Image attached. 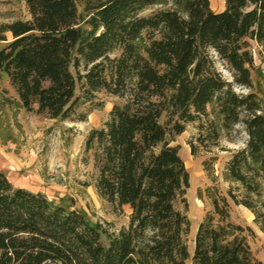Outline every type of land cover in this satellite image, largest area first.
<instances>
[{
    "label": "trees",
    "instance_id": "obj_1",
    "mask_svg": "<svg viewBox=\"0 0 264 264\" xmlns=\"http://www.w3.org/2000/svg\"><path fill=\"white\" fill-rule=\"evenodd\" d=\"M25 1L30 18L0 24V79L8 75L22 108L50 118L73 119L103 89L123 99L86 147L98 194L130 213L110 232L0 170V264H263L230 202L264 232V108L251 74V42L264 54V0H225L221 11L210 0ZM198 119L214 141L238 123L247 139L227 161L226 193L209 189L214 210L191 254L189 173L173 141Z\"/></svg>",
    "mask_w": 264,
    "mask_h": 264
},
{
    "label": "rangeland",
    "instance_id": "obj_2",
    "mask_svg": "<svg viewBox=\"0 0 264 264\" xmlns=\"http://www.w3.org/2000/svg\"><path fill=\"white\" fill-rule=\"evenodd\" d=\"M210 1L214 8L225 0ZM79 11L82 13L81 24L85 26L82 4ZM30 16L25 0H0V24ZM251 43L254 53L252 90L264 108V54L255 42ZM4 44L0 41V48ZM218 68L227 79H233L220 62ZM235 89L243 94L250 91L239 85H235ZM80 93L78 85L76 94ZM122 101L119 96L103 89L96 92L92 100L82 101L73 119L50 118L22 108L15 88L3 72L0 79V170L15 186L42 192L54 205L81 210L92 223L117 232L128 224L130 209H116L98 194L94 151L87 149L86 140L91 129L101 127L109 118L113 105ZM81 113L86 114L85 120L77 119ZM200 123L199 119L188 122L185 130L173 141L179 145V153L189 173L186 198L191 225L186 240L191 254L199 223L214 210L209 189L212 193L217 187L226 193L230 186L225 179L227 161L234 151L246 145L247 139L242 123L216 141L209 137L207 131L201 130ZM200 135L202 142L198 140ZM191 144L196 147L195 154L191 152ZM230 205L231 219L253 229L252 233L248 232V240L254 254L264 264V232L254 221V214L243 205L232 201ZM102 239L106 241L105 235Z\"/></svg>",
    "mask_w": 264,
    "mask_h": 264
},
{
    "label": "crops",
    "instance_id": "obj_3",
    "mask_svg": "<svg viewBox=\"0 0 264 264\" xmlns=\"http://www.w3.org/2000/svg\"><path fill=\"white\" fill-rule=\"evenodd\" d=\"M211 6H212V5H211ZM224 7H225V3L222 2L220 5H215L214 8L212 7V9L215 10V11H221V10L224 9Z\"/></svg>",
    "mask_w": 264,
    "mask_h": 264
},
{
    "label": "bare ground",
    "instance_id": "obj_4",
    "mask_svg": "<svg viewBox=\"0 0 264 264\" xmlns=\"http://www.w3.org/2000/svg\"><path fill=\"white\" fill-rule=\"evenodd\" d=\"M213 6H214V5H213ZM213 6H212V7H213Z\"/></svg>",
    "mask_w": 264,
    "mask_h": 264
}]
</instances>
